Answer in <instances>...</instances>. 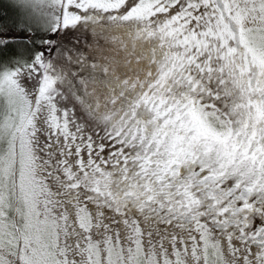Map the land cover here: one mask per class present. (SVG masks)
Segmentation results:
<instances>
[{
  "label": "snow or ice",
  "instance_id": "6c2138e0",
  "mask_svg": "<svg viewBox=\"0 0 264 264\" xmlns=\"http://www.w3.org/2000/svg\"><path fill=\"white\" fill-rule=\"evenodd\" d=\"M0 264H264V0H0Z\"/></svg>",
  "mask_w": 264,
  "mask_h": 264
}]
</instances>
